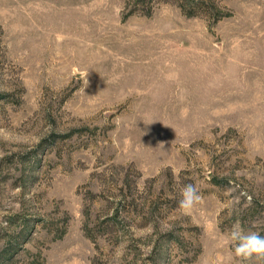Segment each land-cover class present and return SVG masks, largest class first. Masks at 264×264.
Instances as JSON below:
<instances>
[{
  "label": "rangeland",
  "instance_id": "1",
  "mask_svg": "<svg viewBox=\"0 0 264 264\" xmlns=\"http://www.w3.org/2000/svg\"><path fill=\"white\" fill-rule=\"evenodd\" d=\"M236 223L264 235V0H0V264H264Z\"/></svg>",
  "mask_w": 264,
  "mask_h": 264
},
{
  "label": "clouds",
  "instance_id": "2",
  "mask_svg": "<svg viewBox=\"0 0 264 264\" xmlns=\"http://www.w3.org/2000/svg\"><path fill=\"white\" fill-rule=\"evenodd\" d=\"M201 198L195 184H185L181 188L179 206L183 209H190ZM227 239L233 244L232 251L235 256L242 258L264 257V235L258 231L245 230L239 223H236L227 233Z\"/></svg>",
  "mask_w": 264,
  "mask_h": 264
}]
</instances>
